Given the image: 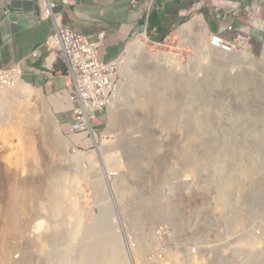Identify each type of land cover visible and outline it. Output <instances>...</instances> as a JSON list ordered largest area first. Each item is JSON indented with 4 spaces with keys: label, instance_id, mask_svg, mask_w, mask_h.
Returning a JSON list of instances; mask_svg holds the SVG:
<instances>
[{
    "label": "rangeland",
    "instance_id": "374dc122",
    "mask_svg": "<svg viewBox=\"0 0 264 264\" xmlns=\"http://www.w3.org/2000/svg\"><path fill=\"white\" fill-rule=\"evenodd\" d=\"M180 30L162 44L133 40L117 59L122 89L93 121L99 146L70 133L42 89L24 82L27 94H1L0 264H264V84L231 64L243 50L210 55L209 36ZM139 41L152 55L177 57L172 84L154 83L162 68L132 57ZM185 76L187 89L178 88ZM148 82L164 97L160 119L138 103ZM138 126L127 152L119 143ZM91 152L92 160L79 156ZM161 203L171 205L164 216ZM102 212L109 226L95 234Z\"/></svg>",
    "mask_w": 264,
    "mask_h": 264
},
{
    "label": "crops",
    "instance_id": "0c3cea01",
    "mask_svg": "<svg viewBox=\"0 0 264 264\" xmlns=\"http://www.w3.org/2000/svg\"><path fill=\"white\" fill-rule=\"evenodd\" d=\"M0 0V68L23 63L25 82L54 99L57 113L68 118L69 131L73 105L71 80L50 56L46 42L54 21L42 20L46 3L55 4L68 27L98 40L104 34L102 60L120 58L136 39L166 43L187 23L203 19L209 33L233 41L236 33L228 26L250 27L247 47L264 62V0ZM152 2V8L147 4Z\"/></svg>",
    "mask_w": 264,
    "mask_h": 264
},
{
    "label": "built area",
    "instance_id": "2783aa9c",
    "mask_svg": "<svg viewBox=\"0 0 264 264\" xmlns=\"http://www.w3.org/2000/svg\"><path fill=\"white\" fill-rule=\"evenodd\" d=\"M132 2L135 6L138 4L136 0ZM152 5L151 1L147 4L149 8H152ZM55 6L46 3L42 9L41 19L54 21V30L46 46L50 56L63 65L66 77L71 80L70 101L73 105L71 133L90 136L94 132L91 128L93 121L116 101L117 96H112V89L121 88L120 81L114 79V70L119 67V61L102 60L104 34L100 35L98 40H94L90 35L68 27L63 16L55 12ZM254 23L255 19L248 27L228 26L229 32L236 33L233 41L211 34L210 43H214L216 49L226 52L243 50L247 46L249 30ZM24 82L23 63L0 68V86H6V91L13 90Z\"/></svg>",
    "mask_w": 264,
    "mask_h": 264
},
{
    "label": "bare ground",
    "instance_id": "6f19581e",
    "mask_svg": "<svg viewBox=\"0 0 264 264\" xmlns=\"http://www.w3.org/2000/svg\"><path fill=\"white\" fill-rule=\"evenodd\" d=\"M194 28H197L198 30L202 31L201 33H199V38H203V39H207V37L209 36V31L207 29V25L206 23L204 22L203 19H200L199 22L197 21H192L191 23L189 24H186L185 26H183L180 30V33L182 34H186L187 32H189L190 30L194 29ZM208 32V33H207ZM200 45H203V43ZM212 47L213 48H216L214 46V43H211ZM205 46V45H204ZM207 48V45L206 47ZM211 49V51H208L207 53H210V55H212V53H215L213 51H217L211 47H209ZM206 50H209V49H206ZM206 50H204V53H206ZM217 52H222V51H217ZM224 54H233V53H236V51H223ZM130 54L132 55V57H136V55H139V56H143V57H147V58H150L154 63L158 64V67L159 68H162L161 72L160 73H157L158 74H162L163 75V78H160L162 77V75H158L159 77L157 79L154 80V83H158V82H162V83H170L172 84L173 80L175 79L174 76L177 75V74H174L173 73V67H176L177 65V57L174 56V55H171V54H164V53H159V54H155V55H152L150 54L149 52V49L147 48L146 46V42H137L136 44H134L131 49H130ZM223 54V53H222ZM214 55V54H213ZM212 58V57H211ZM231 61V64L232 65H235V64H244V65H247L250 67V69L252 71H254L256 74H258V76L261 77V80L260 82H262L264 84V66L259 64L252 56V54L247 51V50H243L242 52H240V54L235 57V60H230ZM123 63V62H122ZM122 72V71H121ZM120 73V65L119 67H117L115 70H114V79H116V81H119L118 80V76ZM172 73V75H171ZM211 73V72H210ZM172 77H171V76ZM140 77V76H139ZM210 77V76H208ZM180 78H183V79H180L179 82L176 81V86L178 88H184V89H187L188 87V84L187 82L190 81V79H186L187 77L185 76L184 77H180ZM151 79V78H150ZM154 78H152V81H153ZM242 79V78H241ZM176 80V79H175ZM193 80V79H192ZM191 80V81H192ZM195 80V79H194ZM244 80V79H243ZM243 80H238V83H242ZM145 81V80H144ZM244 82V81H243ZM195 84V83H193ZM147 85H149V82L147 83ZM154 85V84H153ZM153 85H149L150 87H147L145 90L142 91V96H141V100L140 102V105L141 107H144L145 109H147L149 112H153L154 116L156 118H162L163 117V112L165 111V108H166V105L164 103V97H163V94H159V90L158 92L156 90H154V87ZM146 86V85H145ZM190 87V86H189ZM193 87L196 88V85H194ZM18 92V95L19 94H27L28 93V89L25 88V86H22L21 84L18 85L16 88H15ZM122 89V88H121ZM125 90V89H124ZM123 90V91H124ZM6 91V86H0V101H2L3 98V92ZM121 91L120 88H113L112 89V96H117L118 95V92ZM2 94V95H1ZM37 94V93H36ZM188 94V93H187ZM191 95H196V94H192L190 93ZM120 95H123V94H120ZM2 96V97H1ZM5 96V95H4ZM21 96V95H20ZM178 96V95H177ZM173 98V97H172ZM121 99V98H120ZM8 101V100H7ZM174 101V100H173ZM6 102V101H5ZM3 103V102H2ZM142 103V104H141ZM174 103V102H173ZM176 105L179 103V101H175ZM1 104V103H0ZM4 104V103H3ZM2 104V105H3ZM2 107V106H0ZM4 108V107H3ZM8 108V107H7ZM113 109V107H112ZM2 111V110H1ZM4 111V110H3ZM167 112V111H165ZM119 111L118 109H116L114 112H113V115L111 116V120H113V122H116L117 124L119 123V115H118ZM152 115V114H151ZM150 115V113L147 114V116H144L145 117V122H150L152 120V116ZM153 116V117H154ZM150 120V121H149ZM155 121V120H154ZM153 121V122H154ZM152 122V121H151ZM45 124V123H44ZM146 124V123H145ZM141 126H138L134 129H131L130 131H128L125 135L122 136V143H119L122 148H124L127 152L129 151H132L133 148H135V145L138 144V140H139V135L141 134ZM55 132V131H54ZM92 138L94 139L95 141V144L99 146V141H98V136L95 132L92 133ZM53 140V139H52ZM52 142V141H51ZM54 144H51L52 146H55V147H59V140L58 139H55L53 140ZM140 142V141H139ZM62 145V144H61ZM120 147V146H119ZM103 147L101 146L100 148H98V151H100ZM225 148H226V152L227 153H232L231 152V147H230V144H227L225 143ZM106 154V153H105ZM79 156H81L82 158H89L90 160H92V157L91 156H95V152H91V154H79ZM134 157H137V156H134ZM133 157V158H134ZM191 158V157H190ZM107 159V157H106ZM203 160V158L201 159H197V158H194L192 157L190 159V162L193 163V164H198L200 163L201 161ZM113 162V161H112ZM106 163L108 164L109 163V160H106ZM106 164V165H107ZM108 165H111V164H108ZM108 168V167H107ZM252 170V169H251ZM248 174V173H247ZM213 175L215 176H221V169L219 170V167L218 166H214V169H213ZM247 176H251V175H247ZM260 190V189H258ZM261 192V191H260ZM257 195V194H256ZM263 195V194H262ZM103 200V198H102ZM99 201V200H98ZM169 206H168V205ZM172 204V203H171ZM101 205V204H100ZM163 205V206H161ZM161 209H160V212L157 213L159 214L160 216H164V214L166 213V211H168V209L171 207L170 203H161ZM103 206V205H102ZM159 206V205H158ZM106 207V206H105ZM103 209V208H101ZM108 215H106V212H102L101 213V216L99 217V219L97 220L96 224L98 223L99 227L97 228V231L95 229H93V231H95V234H97V232H106L109 224L107 221V218ZM94 225V224H93ZM100 233V234H101ZM93 236V235H92ZM91 237V236H90ZM70 238V237H69ZM92 238V237H91ZM105 240H107L105 237H103ZM113 241V240H112ZM108 243V241H106ZM104 242V243H106ZM58 244V243H57ZM97 244V243H96ZM110 245V244H108ZM112 245V243H111ZM114 245V244H113ZM90 247V246H89ZM91 247H93L91 245ZM97 247V246H96ZM102 248L105 249V247H107V245H100V249ZM90 249V248H89ZM98 249H99V245H98ZM95 250V254L93 255L94 257H97V259H101L102 257V254H99V252ZM103 252H105L103 250ZM108 253V252H107ZM90 254V253H89ZM106 254V253H105ZM111 254V253H109ZM112 255V254H111ZM111 261V260H110ZM16 262H18L16 260ZM115 263V261H114Z\"/></svg>",
    "mask_w": 264,
    "mask_h": 264
},
{
    "label": "clouds",
    "instance_id": "9594fccd",
    "mask_svg": "<svg viewBox=\"0 0 264 264\" xmlns=\"http://www.w3.org/2000/svg\"><path fill=\"white\" fill-rule=\"evenodd\" d=\"M64 23H65V22H64ZM65 25H66V24H65ZM70 28H71V27H70ZM53 30H54V29H53ZM83 34H84V33H83ZM211 34H213V33H209V40H210V35H211ZM51 35H52V34H51ZM216 35H217V34H216ZM91 37H92V36H91ZM103 42H104V41H103ZM102 47H103V46H102ZM214 49H215V48H214ZM246 49L248 50V47H247V46H246L245 50H246ZM218 50H219V49H218ZM243 50H244V49H243ZM219 51H222V50H219ZM222 52H223V51H222ZM236 52H239V50L236 51ZM49 54H50V53H49ZM114 61H119V60H114ZM56 62H57V61H56ZM112 62H113V61H112ZM57 63H58V62H57ZM58 64H60V65L62 66V68H63V72H64L63 74L66 76V72H65V70H64L63 65H62L61 63H58ZM120 90H121V88H120ZM119 92H120V91H119ZM72 114H73V113H72ZM100 116H101V115H100ZM72 117H73V116H72ZM98 117H99V116H98ZM98 117H97V118H98ZM72 120H73V119H72ZM71 123H72V122H71ZM71 123H70V131H69L70 133H71ZM91 128H92V130L96 133V130H95V128L93 127V123H92V127H91ZM96 134H97V133H96ZM84 136H85V135H84Z\"/></svg>",
    "mask_w": 264,
    "mask_h": 264
}]
</instances>
